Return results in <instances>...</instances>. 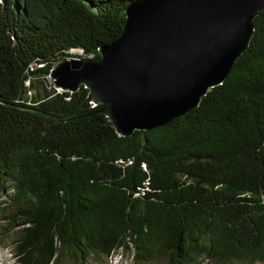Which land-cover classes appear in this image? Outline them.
Returning <instances> with one entry per match:
<instances>
[{
	"label": "trees",
	"instance_id": "trees-1",
	"mask_svg": "<svg viewBox=\"0 0 264 264\" xmlns=\"http://www.w3.org/2000/svg\"><path fill=\"white\" fill-rule=\"evenodd\" d=\"M138 0H0V235L18 264L264 263V12L223 85L121 137L52 74L123 33ZM80 51L81 54H78ZM50 115V116H47Z\"/></svg>",
	"mask_w": 264,
	"mask_h": 264
},
{
	"label": "water",
	"instance_id": "water-1",
	"mask_svg": "<svg viewBox=\"0 0 264 264\" xmlns=\"http://www.w3.org/2000/svg\"><path fill=\"white\" fill-rule=\"evenodd\" d=\"M264 0H138L121 36L96 62L59 65L54 85L90 91L87 109L68 122L105 115L121 137L152 131L197 109L251 45Z\"/></svg>",
	"mask_w": 264,
	"mask_h": 264
},
{
	"label": "rangeland",
	"instance_id": "rangeland-1",
	"mask_svg": "<svg viewBox=\"0 0 264 264\" xmlns=\"http://www.w3.org/2000/svg\"><path fill=\"white\" fill-rule=\"evenodd\" d=\"M81 54L80 51H77ZM57 88V87H56ZM59 91L61 89L58 88ZM1 200V199H0ZM13 235H0V264H18L17 260L13 256ZM100 264H134L133 254L123 251H119L111 256L108 261L100 262ZM159 264V263H151ZM264 264V263H258Z\"/></svg>",
	"mask_w": 264,
	"mask_h": 264
},
{
	"label": "built area",
	"instance_id": "built-area-1",
	"mask_svg": "<svg viewBox=\"0 0 264 264\" xmlns=\"http://www.w3.org/2000/svg\"><path fill=\"white\" fill-rule=\"evenodd\" d=\"M52 80H53V78H52Z\"/></svg>",
	"mask_w": 264,
	"mask_h": 264
},
{
	"label": "bare ground",
	"instance_id": "bare-ground-1",
	"mask_svg": "<svg viewBox=\"0 0 264 264\" xmlns=\"http://www.w3.org/2000/svg\"><path fill=\"white\" fill-rule=\"evenodd\" d=\"M52 77V76H51Z\"/></svg>",
	"mask_w": 264,
	"mask_h": 264
}]
</instances>
